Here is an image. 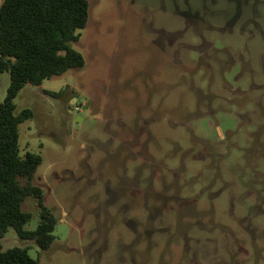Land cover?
<instances>
[{
  "label": "rangeland",
  "instance_id": "374dc122",
  "mask_svg": "<svg viewBox=\"0 0 264 264\" xmlns=\"http://www.w3.org/2000/svg\"><path fill=\"white\" fill-rule=\"evenodd\" d=\"M88 1L71 44L85 67L15 99L34 113L19 148L42 158L53 243L11 228L3 250L39 264H264V0ZM9 85L0 73V103ZM22 207L35 230V200Z\"/></svg>",
  "mask_w": 264,
  "mask_h": 264
},
{
  "label": "trees",
  "instance_id": "16d2710c",
  "mask_svg": "<svg viewBox=\"0 0 264 264\" xmlns=\"http://www.w3.org/2000/svg\"><path fill=\"white\" fill-rule=\"evenodd\" d=\"M89 11L88 0H3L0 6V73L10 74L7 95L0 103V264H39L28 248L3 250L1 240L11 228L20 240L34 241L41 251L53 243L57 218L34 183L42 158L29 152L22 156L19 148V127L34 113L17 112L15 99L27 84L39 87L85 67L83 55L71 44L81 38ZM62 93L48 92L52 97ZM27 198L34 199L40 210L35 230L26 229L32 219L22 207Z\"/></svg>",
  "mask_w": 264,
  "mask_h": 264
},
{
  "label": "built area",
  "instance_id": "2783aa9c",
  "mask_svg": "<svg viewBox=\"0 0 264 264\" xmlns=\"http://www.w3.org/2000/svg\"><path fill=\"white\" fill-rule=\"evenodd\" d=\"M76 111H79V109L77 108Z\"/></svg>",
  "mask_w": 264,
  "mask_h": 264
}]
</instances>
